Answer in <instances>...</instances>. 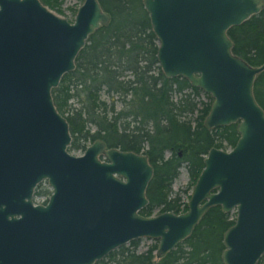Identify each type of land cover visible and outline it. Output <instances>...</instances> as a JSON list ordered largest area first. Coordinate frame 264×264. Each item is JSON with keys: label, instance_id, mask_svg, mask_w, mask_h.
Listing matches in <instances>:
<instances>
[{"label": "water", "instance_id": "1", "mask_svg": "<svg viewBox=\"0 0 264 264\" xmlns=\"http://www.w3.org/2000/svg\"><path fill=\"white\" fill-rule=\"evenodd\" d=\"M162 72L210 94L204 123L236 122L229 149L204 155L183 212L140 213L153 165L144 152L101 138L75 155L51 89L75 67L89 34L110 20L99 0H83L73 21L41 0H0V264H93L138 237L162 256L186 238L212 205L235 209L224 231L225 264H256L264 253V109L253 84L264 69L232 50L227 33L263 0H142ZM52 192L34 204L35 184Z\"/></svg>", "mask_w": 264, "mask_h": 264}, {"label": "trees", "instance_id": "2", "mask_svg": "<svg viewBox=\"0 0 264 264\" xmlns=\"http://www.w3.org/2000/svg\"><path fill=\"white\" fill-rule=\"evenodd\" d=\"M41 1L58 8V0ZM99 2L110 20L89 34L75 57V67L51 89L57 110L69 124L72 138L68 149L84 150L88 142L101 138L106 146L146 153L153 174L146 187L148 203L140 213L183 212L187 200L171 186L179 167L184 163L188 172L189 183L183 189L187 194L204 166L208 149L235 144L236 122L207 127L204 119L212 101L210 94L182 76L168 77L162 72L157 39L142 0ZM227 33L234 53L250 64H261L264 0L259 12L230 26ZM126 71L131 76L126 77ZM103 90L109 94V102L101 97ZM253 92L264 109V69L255 77ZM174 93H178L175 98ZM115 94L121 101L119 108L115 107ZM72 97L77 100L75 105L69 102ZM234 219L220 205H212L192 232L162 256L156 255L157 240L138 251L139 238H134L93 264H225L221 258L223 233ZM256 264H264V253Z\"/></svg>", "mask_w": 264, "mask_h": 264}, {"label": "rangeland", "instance_id": "3", "mask_svg": "<svg viewBox=\"0 0 264 264\" xmlns=\"http://www.w3.org/2000/svg\"><path fill=\"white\" fill-rule=\"evenodd\" d=\"M58 1H59L58 2V8H51L48 5L47 6L52 11H54L55 13L66 17L69 21H73L74 17H75L76 10H77L78 6L82 3L83 0H58ZM125 76L128 77V76H131V74L128 71H126L125 72ZM177 94L178 93H174L173 94V98H175L177 96ZM101 97L103 99H105L107 102H109V100H110L109 94L106 93L104 90L101 92ZM114 97L116 99L115 107L119 108L121 106V101L119 99L117 100V95L116 94L114 95ZM199 97L201 99H203V100H207V97L204 94H200ZM69 102L71 103V105H75L77 100H76L75 97H72L69 100ZM91 128L94 129V126L91 125ZM87 144H90V142H88ZM229 148H230V146H227L224 149H229ZM69 151L71 153L75 154V155H80V154H82L84 152V150L81 149V148H79V149H70ZM166 154H169V152L167 151ZM188 183H189V176H188V172H187L186 166L183 163L179 167L178 174L173 179L171 186H172V189L174 191H181L182 194H183V198L185 200L189 199V197H187V194L188 193L190 194V192H191V188L189 189L187 194H184V192H183V189H185L188 186ZM47 187H48V184L46 182H44L41 185V187L38 189L40 191L34 196V198L36 200H38V201L45 199L46 196H47V193L44 194L43 191L45 190L44 188H47ZM230 214H231L232 217L236 216L235 209H232L230 211ZM138 238H139V242H138V246H137V250L138 251H142V250L146 249L149 244L153 243L154 240H156V239L148 238V237H138ZM125 244H127V243H125Z\"/></svg>", "mask_w": 264, "mask_h": 264}, {"label": "flooded vegetation", "instance_id": "4", "mask_svg": "<svg viewBox=\"0 0 264 264\" xmlns=\"http://www.w3.org/2000/svg\"><path fill=\"white\" fill-rule=\"evenodd\" d=\"M71 138H72V137H71ZM90 143H91V142H90ZM87 145H88V144H87ZM107 147H109V146H107ZM85 148H86V147H85ZM117 148H118V147H117ZM119 149H120V148H119ZM84 150H85V149H84ZM180 153H181V152L179 151V154H180ZM44 182H46V183L48 184V187H47V188H44L45 190L43 191L44 194L47 193V196H46L45 199L38 201V200H36V199L34 198V196L40 191V190H38V189L41 187V185H42ZM51 192H52V187L49 185L47 179H42V180L38 181V182L35 184V186L33 187V191H32V201H33V203H34V204H39V203H40V204H45V203L47 202V200H48V198H49ZM41 193H42V192H41Z\"/></svg>", "mask_w": 264, "mask_h": 264}]
</instances>
